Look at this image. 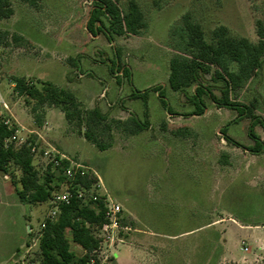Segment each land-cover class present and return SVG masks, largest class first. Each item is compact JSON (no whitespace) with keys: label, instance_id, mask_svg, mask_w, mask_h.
<instances>
[{"label":"rangeland","instance_id":"rangeland-1","mask_svg":"<svg viewBox=\"0 0 264 264\" xmlns=\"http://www.w3.org/2000/svg\"><path fill=\"white\" fill-rule=\"evenodd\" d=\"M134 1L147 27L137 35L116 36L109 44L102 34L91 36L85 29L91 8L88 0H38L35 5L10 0L13 15L0 19V31L8 33L0 43V95L8 106L1 116L20 130L19 139L34 138L36 131L40 150L49 146L62 150L98 175L97 183L121 206V224L128 228L120 232L123 243L114 245L126 244L132 230L143 229L145 223L162 226L164 234L171 233L174 225L184 230L198 227L179 238L177 247L164 244L154 249L150 260L138 256L140 264H264V153L250 154L226 142L221 134L225 130L233 140L250 146L249 120L232 123L235 111L218 108L207 99L202 116H185L192 109L185 94L167 86L168 62L175 53L170 32L185 13L201 25L206 38L213 28L224 26L231 36L255 42V23L264 21V0ZM116 2L120 10H127L129 0ZM12 35L22 39L14 41ZM115 50L130 69L131 83L110 73L108 78L98 79L102 72L106 75ZM13 77L34 83L49 81L72 91L85 108L99 107L109 119L119 120H144L142 102L129 98L133 88L163 84L165 98L177 114L168 115L150 92V126L135 136L114 130L112 146H122L123 152L101 151L68 125L58 108H46L42 125L37 127L30 106L12 91ZM204 84L219 96L221 82L206 75ZM230 96L245 104L256 101L255 113L264 119V62L257 76ZM179 129L185 130L174 134ZM255 132L264 139L260 125ZM34 162L42 179L49 164L39 155L34 156ZM9 171L13 179L20 175L14 167ZM93 172L88 175L94 176ZM99 193L103 195L101 188L91 187L85 194L89 198ZM178 210L182 214L178 215ZM48 214L45 205L18 204L14 194L3 197L0 193V262H8L16 248L18 255L9 264L36 261L40 223ZM28 227L32 228L30 234ZM98 235L102 238L101 232ZM70 246L77 260L82 251L72 242ZM109 246L102 238L97 252L101 264H106L109 251H114Z\"/></svg>","mask_w":264,"mask_h":264},{"label":"trees","instance_id":"trees-1","mask_svg":"<svg viewBox=\"0 0 264 264\" xmlns=\"http://www.w3.org/2000/svg\"><path fill=\"white\" fill-rule=\"evenodd\" d=\"M35 5L38 0H21ZM91 8L85 24L91 36L102 34L109 44L116 36L137 35L147 27L145 16L134 0H129L127 10L122 11L116 0H88ZM159 7V3H155ZM13 15L10 0H0V19H8ZM105 21V22H104ZM257 40L250 41L246 37H233L224 26L213 28L206 38L201 25L194 21L189 13H185L178 25L170 32L171 47L175 53L168 62L167 86L174 92L184 93L191 111L185 116H202L206 111L205 99L218 108H226L236 112L231 121L236 123L248 119L247 135L252 145L243 146L233 140L225 130H221L222 138L234 146L242 148L253 155L264 153V139H260L255 127L264 129V119L255 113L256 101L241 103L231 98L232 91L240 89L257 76L264 62V21L255 23ZM8 33L0 31V43L6 40ZM12 40H21L17 35ZM110 74L126 78L131 83V72L119 58V51H114V59L108 67ZM210 75L211 81L221 82L222 87L217 96L211 87L204 84V77ZM13 93L22 97L34 124L42 125L46 108H58L68 125L96 147L104 151L112 146L113 131L118 130L124 136H133L145 131L150 123L148 117V97L154 92L168 115L177 114L171 109L165 98L163 84L154 85L144 90L132 89L130 99H139L144 108V120L128 117L125 120L109 119L98 107L85 108L76 95L65 88L58 87L49 81L34 83L25 77H13ZM117 83H119L117 79ZM191 88V92L187 90ZM185 129L174 134L179 135ZM13 129H8L0 118V172L6 174L16 186V195L25 204L48 203L52 193L60 189L65 182L61 169L51 171V166L41 179L31 153L32 145L39 146L35 136L26 143L7 146L2 144ZM66 166V163H63ZM10 167L16 168L20 175L13 179ZM97 178L93 175L79 176L74 185L89 190ZM105 206L103 197L92 202L71 198L66 204L59 205L54 218H45L40 223L38 237V259L34 264H101L97 258L102 238L98 235L105 223ZM69 235V239L68 236ZM70 242L78 246L82 254L75 259Z\"/></svg>","mask_w":264,"mask_h":264},{"label":"built area","instance_id":"built-area-1","mask_svg":"<svg viewBox=\"0 0 264 264\" xmlns=\"http://www.w3.org/2000/svg\"><path fill=\"white\" fill-rule=\"evenodd\" d=\"M2 109L8 110V106L0 95V118H2L3 124L8 129H13V133L9 137H5L2 140V144L4 146H7L11 143H17L19 145L26 143L24 139H19L17 135L19 133V130L14 129L12 122L9 119H4L1 116ZM31 153L33 154V156L39 155L41 160L48 162V164L51 166L52 172L61 169V174L65 180V182L61 184L60 189L55 190L51 195V198L49 200V203L51 205V209L49 210L48 214L49 218H54L58 212L59 205L68 203L71 198H77L83 201L91 200L92 202H95L103 197L105 206V223L101 228V236L103 238V241L110 245H114L116 242L123 243L120 232L128 230V228L121 224V206L118 203L112 201L105 194H92V196L88 198L85 194L86 192H88V190L82 188L79 185H74V179L77 175L82 177L89 174V172L91 171L89 167L83 165L82 163L72 161L68 157L60 154L55 148L51 146L40 150L36 146V144H34L31 147ZM63 163H66L67 165L64 166ZM91 187L94 189L102 188L101 185L97 182L93 183ZM242 244H244L243 241ZM244 250H247V248H244Z\"/></svg>","mask_w":264,"mask_h":264},{"label":"crops","instance_id":"crops-1","mask_svg":"<svg viewBox=\"0 0 264 264\" xmlns=\"http://www.w3.org/2000/svg\"><path fill=\"white\" fill-rule=\"evenodd\" d=\"M97 71L99 72V69H97ZM105 72H106V75L103 72L101 73V71H100L102 77L98 78L100 76H97V78L99 80H101L103 77L108 78L107 75L109 74V70H108L107 65L105 68ZM92 75L90 77L94 78L92 80H94L93 83L96 84L95 77ZM105 78H103L102 80H104ZM90 87H93L92 83L90 84ZM159 104H160V102H159ZM160 106H161V104H160ZM125 119H123V120H125ZM33 132H34L33 134H35L34 136H35L36 141L39 142V140H40L39 134L36 131H33ZM110 148H111V150H114V151L119 152V153H122L124 150V148L122 146H117V145L112 146ZM128 150H129V148H127V151ZM59 153L66 156V153L62 150H60ZM90 170H91V168H90ZM91 172H93V171L91 170ZM93 174L96 178L99 179L98 175L95 172H93ZM0 175H2V176H0V193H1V195L3 197H8L12 193V195L13 194L15 195V202L16 203L25 204V203L20 202V200L18 199V197L16 195V191H15L16 186L11 182V179L9 178V176L2 173V172H0ZM5 183L7 185H5ZM101 193L107 195L106 190L103 187L101 188ZM31 205H34V204H31ZM40 205H45L46 207L49 208V210L51 209V205L49 202L39 204V206ZM36 206H38V205H36ZM179 210H178V215L182 214L179 212ZM35 212H36V214H38V208L35 210ZM149 225L150 224L145 223L143 229H133L132 230L133 234L131 235V238L129 239V241L126 244H116L114 246L110 245L109 250L114 249V251H112V252L109 251L110 259L108 261H106V264H140V262H138V260L136 259L138 256L143 255V256H146V258L148 260H150L149 255H154L156 253V252H154V249L160 248L161 246H164V244H169V243L173 244L175 247H177V245L180 244V243H178V242H180L179 238H182L184 235H188V234L193 233V232L198 230V227L197 228L192 227L190 229L184 230V229H182V227H180V225H178V226L174 225V226L170 227V229H169V231L171 233L164 234V232H162V226L152 225V227H150ZM28 230H29V234H30L32 232V228L28 227ZM161 237H164V238L169 237L170 239H172V241L161 239ZM177 239H178V241H177ZM18 251H19V248H16V252H14L10 256L8 262H6V263L0 262V264H9L13 260V258L18 255ZM19 258H20V256H19ZM29 264H34V262H30Z\"/></svg>","mask_w":264,"mask_h":264}]
</instances>
